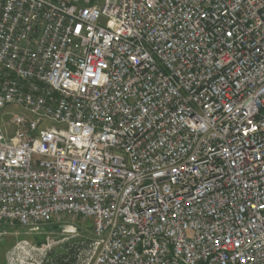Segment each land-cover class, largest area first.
Segmentation results:
<instances>
[{"label": "built area", "instance_id": "1", "mask_svg": "<svg viewBox=\"0 0 264 264\" xmlns=\"http://www.w3.org/2000/svg\"><path fill=\"white\" fill-rule=\"evenodd\" d=\"M63 215L65 264H264V0H0V227Z\"/></svg>", "mask_w": 264, "mask_h": 264}, {"label": "rangeland", "instance_id": "2", "mask_svg": "<svg viewBox=\"0 0 264 264\" xmlns=\"http://www.w3.org/2000/svg\"><path fill=\"white\" fill-rule=\"evenodd\" d=\"M84 2L85 0H80ZM90 6H101L104 0H89ZM91 221L82 217L63 215L52 225L40 230L22 229L18 226L0 227V264H14L9 254L22 241L48 252V264H60V260L92 238ZM73 258V257H72Z\"/></svg>", "mask_w": 264, "mask_h": 264}, {"label": "trees", "instance_id": "3", "mask_svg": "<svg viewBox=\"0 0 264 264\" xmlns=\"http://www.w3.org/2000/svg\"><path fill=\"white\" fill-rule=\"evenodd\" d=\"M68 256H69V255H68ZM66 259H68V257H67V258H63V259H61V260H60V264H65L64 262H65Z\"/></svg>", "mask_w": 264, "mask_h": 264}]
</instances>
